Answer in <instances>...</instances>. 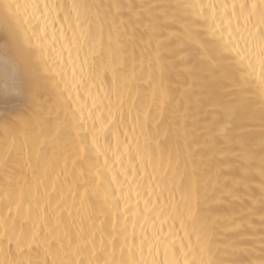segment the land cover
Here are the masks:
<instances>
[{"label":"bare ground","instance_id":"bare-ground-1","mask_svg":"<svg viewBox=\"0 0 264 264\" xmlns=\"http://www.w3.org/2000/svg\"><path fill=\"white\" fill-rule=\"evenodd\" d=\"M0 264H264V0H0Z\"/></svg>","mask_w":264,"mask_h":264}]
</instances>
